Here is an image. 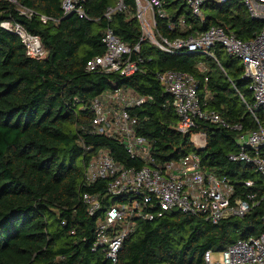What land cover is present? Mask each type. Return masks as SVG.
<instances>
[{
  "label": "trees",
  "instance_id": "obj_1",
  "mask_svg": "<svg viewBox=\"0 0 264 264\" xmlns=\"http://www.w3.org/2000/svg\"><path fill=\"white\" fill-rule=\"evenodd\" d=\"M161 1L167 18L157 17V29L170 41L197 37L212 27L247 41L264 28L243 0H208L201 16L186 0ZM118 2L89 0L87 18L81 19L77 14L64 18L62 0H0V264H112L102 248L94 247L100 213L90 216L83 194L102 192V211L119 201L105 197L106 181L85 183L86 163L100 149L126 168L142 167L116 139L92 132L93 101L116 88L152 98L129 111L155 161H177L197 152L204 169L235 187L236 198L255 194L259 202L244 218L218 224L181 211L139 221L117 264H205L207 252L222 253L240 239L264 233V177L253 164L229 160L240 150L239 134L257 128L255 117L264 123V109L253 108L242 62L219 45L212 49L214 59L203 52L168 53L142 41L140 23L130 16L136 13L135 0H123L130 11L106 17ZM16 26L41 39L45 59L27 56ZM109 28L127 45L141 46L144 63L130 78L86 70L90 60L104 54L102 38ZM165 71L193 76L202 108L242 130L197 121L188 134L178 132L172 97L158 79ZM194 133L206 134L205 149H195ZM259 153L264 156V149ZM248 181L254 186L247 187Z\"/></svg>",
  "mask_w": 264,
  "mask_h": 264
},
{
  "label": "built area",
  "instance_id": "obj_2",
  "mask_svg": "<svg viewBox=\"0 0 264 264\" xmlns=\"http://www.w3.org/2000/svg\"><path fill=\"white\" fill-rule=\"evenodd\" d=\"M87 1L89 0H62L63 17L77 14L81 19L87 18ZM207 1L186 0L196 16H201ZM213 1L224 4L230 0ZM243 2L253 19L264 21V0ZM135 3L136 13L130 16L137 18L140 23L142 41H149L168 53L182 50L203 52L214 59L216 57L212 49L216 45L221 46L229 57L242 62L243 79L250 81L249 90L255 99L254 110L264 109V28L247 41L237 38L233 32H227L223 27H212L197 37L170 41L157 29V17L167 18L162 1L135 0ZM116 11L130 10L123 4V0H119L116 7L108 9L106 17L110 19ZM3 26L12 29L9 24ZM15 31L21 37L28 57L37 60L47 57L38 36L28 35L20 26H16ZM102 43L105 52L87 63L88 72L118 73L124 78H130L141 71L144 60L140 56V44L134 47L127 45L110 28L105 31ZM158 79L172 97V105L179 119L176 130L181 134H188L196 128L197 121L219 124L234 131L242 130V125H229L216 111L202 108L199 84L193 76L165 71L158 74ZM151 100V97L116 88L103 93L92 103V132L116 139L132 160L142 163L141 168H126L113 159L109 150L100 149L85 166L87 186L106 181L105 197L119 199L102 211V192L83 194L90 216L100 213L96 223L94 247L102 248L112 264L118 263L123 244L136 232L139 221H154L165 213L181 211L218 224L229 218H244L259 204L255 194L236 198L235 187L227 179L218 178L204 169L197 152L177 161H155L150 142L137 134V119L129 111ZM251 111L254 115L255 111ZM255 119L257 128L239 134L237 140L240 150L231 154L229 160L253 164L264 177V156L259 153L264 149V123L257 117ZM191 142L196 150H203L207 146V136L205 133H194ZM246 186L253 187L254 181H248ZM262 220L264 224V214ZM213 254H205V264H264V233L259 237L240 239L233 243L221 253V262H215Z\"/></svg>",
  "mask_w": 264,
  "mask_h": 264
},
{
  "label": "rangeland",
  "instance_id": "obj_3",
  "mask_svg": "<svg viewBox=\"0 0 264 264\" xmlns=\"http://www.w3.org/2000/svg\"><path fill=\"white\" fill-rule=\"evenodd\" d=\"M213 260L215 262H221L222 261V254L221 253H214L213 254Z\"/></svg>",
  "mask_w": 264,
  "mask_h": 264
}]
</instances>
